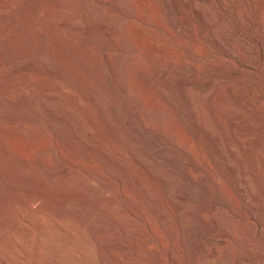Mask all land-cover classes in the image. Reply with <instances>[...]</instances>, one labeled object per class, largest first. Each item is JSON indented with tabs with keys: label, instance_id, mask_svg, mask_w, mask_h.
Here are the masks:
<instances>
[{
	"label": "rangeland",
	"instance_id": "rangeland-1",
	"mask_svg": "<svg viewBox=\"0 0 264 264\" xmlns=\"http://www.w3.org/2000/svg\"><path fill=\"white\" fill-rule=\"evenodd\" d=\"M252 1L0 0V264L264 261Z\"/></svg>",
	"mask_w": 264,
	"mask_h": 264
},
{
	"label": "bare ground",
	"instance_id": "bare-ground-1",
	"mask_svg": "<svg viewBox=\"0 0 264 264\" xmlns=\"http://www.w3.org/2000/svg\"><path fill=\"white\" fill-rule=\"evenodd\" d=\"M169 2V1H168ZM257 2V1H256ZM174 3V2H173ZM168 4V3H167ZM169 5V4H168ZM251 6V11L252 15L250 16V19L247 20L248 22L244 24L243 30H242V35L243 37H247L250 39L255 44V47L257 48V56L255 55V62L254 65L249 67L251 70H254L255 72L260 70V79L261 82L264 80V0L263 2L254 4V0L250 4ZM176 10V9H175ZM251 14V13H250ZM249 14V15H250ZM249 18V17H248ZM246 20V19H245ZM176 26V25H175ZM179 26V25H178ZM41 35V34H40ZM249 42V40H248ZM251 42V43H252ZM250 43V42H249ZM253 44V45H254ZM250 45V44H249ZM248 45V46H249ZM221 46V44H220ZM223 46V45H222ZM220 48V47H219ZM223 49V48H222ZM251 49V48H250ZM226 53V50L223 49ZM255 50V51H256ZM229 51V50H228ZM236 51V50H235ZM249 51V50H247ZM252 51V49L250 50ZM230 53V52H229ZM235 53V52H234ZM256 54V53H255ZM227 55V54H226ZM231 55V53H230ZM229 55V56H230ZM228 56V55H227ZM236 56V55H235ZM234 56V57H235ZM233 57V58H234ZM236 61L238 63H241L237 57H235ZM245 61V60H244ZM247 61V60H246ZM247 64V63H246ZM249 65V64H248ZM115 66V65H114ZM249 69V71H251ZM258 81V80H257ZM259 82V81H258ZM260 82L257 84L258 87L253 90L252 93H246L247 95L245 98H242L243 104L245 107V103L247 104V109H254L255 114H257L256 118L260 119V125L255 126L257 127L262 133L264 132V85H261L259 87ZM245 90V89H244ZM249 90V89H248ZM243 96V95H242ZM240 102V100H239ZM237 112V111H236ZM243 113V112H242ZM241 116L237 115L235 113L234 119L231 121L234 125L239 124V123H244L248 124L249 126L252 127L255 125L253 122H258V121H250V119L243 118ZM234 114V113H233ZM253 114V113H252ZM250 118V117H249ZM255 118V119H256ZM251 122V123H250ZM37 123V122H36ZM254 124V125H252ZM257 125V124H256ZM250 127V129H251ZM256 129V128H255ZM259 131V132H260ZM253 132V131H252ZM261 133V132H260ZM253 134V133H252ZM256 135V134H255ZM261 137V136H260ZM254 138V137H253ZM256 138V137H255ZM262 138V137H261ZM253 141V140H252ZM261 158V157H260ZM142 159V158H139ZM259 159V158H258ZM246 164L241 167L242 174L244 175H253L254 180L250 181L246 179V176L243 177L241 180L236 178V190L238 192V195L240 197L241 201V207L246 210V222L248 227L250 228V232L252 233L254 237V247L260 251L264 252V180H261L262 177H264V158H261L260 160L257 161H246ZM141 165V164H140ZM241 165V164H240ZM243 165V164H242ZM147 171V170H146ZM240 171V170H239ZM242 174H240L242 176ZM239 176V175H238ZM240 176V177H241ZM249 176V177H250ZM247 177V178H249ZM256 180V181H255ZM181 196V195H180ZM29 198V197H28ZM26 199V198H25ZM23 200V199H22ZM31 202V201H30ZM26 207V205H25ZM46 212V211H45ZM48 216V215H47ZM53 219V218H52ZM46 221V218H45ZM48 221V220H47ZM52 222V221H51ZM54 222V221H53ZM44 223V222H43ZM50 225V224H49ZM52 225V224H51ZM60 225V223H59ZM53 227V226H52ZM61 227V226H60ZM48 228V226H47ZM63 228V227H62ZM187 228V227H186ZM46 229V228H45ZM64 229V228H63ZM1 230V229H0ZM49 230V229H48ZM66 230V229H65ZM55 231V230H54ZM61 231V229H60ZM59 231V233H60ZM70 232V230H68ZM65 231V232H68ZM23 232V230H22ZM47 233V231L45 230ZM25 233V232H24ZM45 233V235H46ZM54 233V232H53ZM52 234V233H51ZM59 235V234H58ZM49 236V235H48ZM25 237V236H24ZM47 237V236H46ZM55 237V236H54ZM259 239V243L256 242V239ZM53 239V237H52ZM51 239V240H52ZM60 239V238H59ZM74 239V238H73ZM42 240V239H41ZM56 240V239H55ZM50 241L49 237L47 239L45 238L42 243H46ZM53 241V240H52ZM57 241V240H56ZM55 242V241H54ZM83 244V243H82ZM62 245V244H61ZM60 245V247H61ZM55 246V245H54ZM49 247V246H48ZM51 247V245H50ZM56 247V246H55ZM79 247V246H78ZM45 248V247H44ZM52 248V247H51ZM59 248V247H58ZM42 249V247H41ZM66 253V252H65ZM46 254H48L46 252ZM60 254V253H59ZM56 257V256H55ZM226 258V257H225ZM224 259V258H223ZM236 259L240 260L239 264H264V261H253L249 259H242L241 257H237ZM258 260V259H257ZM50 262V261H49ZM222 263V262H221ZM224 264V263H223ZM231 264V263H230Z\"/></svg>",
	"mask_w": 264,
	"mask_h": 264
}]
</instances>
